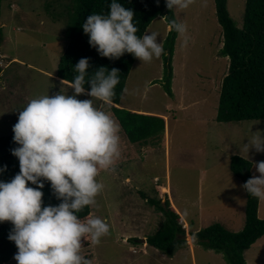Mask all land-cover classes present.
Instances as JSON below:
<instances>
[{
  "label": "rangeland",
  "instance_id": "1",
  "mask_svg": "<svg viewBox=\"0 0 264 264\" xmlns=\"http://www.w3.org/2000/svg\"><path fill=\"white\" fill-rule=\"evenodd\" d=\"M8 2L11 10L4 7L1 12L6 41L0 46V137L13 133L19 112L31 99L60 91L73 94L70 84L57 77L68 45L65 31L70 16L63 9L70 0ZM245 7L246 0H228L238 29L243 28ZM174 12L187 25L189 43L185 47L178 35L172 59L173 95L164 86V56L170 57L164 51L151 62L137 59L121 103L123 110L164 117L166 133L135 144L119 133L121 156L114 171L99 173L97 179L104 188L90 213L105 220L110 232L99 245H92L90 239L82 241L81 254L92 264H228L223 253L199 245L195 235L214 224L239 233L246 224L247 196L231 163L241 157L238 147L247 143L250 129L264 132V121H217L230 59L220 53L224 36L214 0H196L188 9ZM153 31L159 33L164 49L170 26L159 17L147 30ZM77 98L90 99L87 95ZM94 103L113 117L110 105ZM248 155L249 159L243 158L252 163L264 161V153L254 149ZM252 173L259 176L254 167ZM163 188L168 189L167 197L188 231V246L173 258L146 242L161 230L165 218L145 197L164 203ZM259 218L264 220V199H260ZM247 259L250 264H264V238L251 247ZM8 264L16 261L13 258Z\"/></svg>",
  "mask_w": 264,
  "mask_h": 264
},
{
  "label": "clouds",
  "instance_id": "2",
  "mask_svg": "<svg viewBox=\"0 0 264 264\" xmlns=\"http://www.w3.org/2000/svg\"><path fill=\"white\" fill-rule=\"evenodd\" d=\"M195 2L165 0V6L178 12ZM133 21L131 8L110 0L108 12L89 15L82 28L101 57L115 60L128 53L141 62L161 57L164 49L159 33L138 36ZM169 26L186 47L187 25L173 19ZM74 69L76 75L69 82L72 95L60 91L31 99L12 128L18 147L11 154L18 159L19 172L10 181H0V223L13 226L8 239L18 249L16 264H92L81 254L82 241L90 239L92 245H99L110 232L105 220L95 216L81 220L77 214L96 204L104 188L97 179L99 173L114 171L121 156L117 121L94 103H113L120 73L106 67L90 73L88 58H81ZM86 84L90 91L86 92ZM81 95L90 99H78ZM246 140L238 147L242 158L249 159L253 149L264 153V132L250 129ZM251 165L259 176H252L242 187L250 197L264 199V161ZM4 171L6 166L0 168V173ZM45 181L61 201L58 205H44Z\"/></svg>",
  "mask_w": 264,
  "mask_h": 264
},
{
  "label": "trees",
  "instance_id": "3",
  "mask_svg": "<svg viewBox=\"0 0 264 264\" xmlns=\"http://www.w3.org/2000/svg\"><path fill=\"white\" fill-rule=\"evenodd\" d=\"M119 2L133 10V22L139 30L138 36H143L159 17L165 18L168 26L171 20H177L174 10L170 11L165 6V0H159V3L157 0H119ZM214 2L224 36L220 53L221 56L230 59L229 72L224 78L221 89L217 121L219 123L264 121V0H246L242 29L237 28L230 15L228 0H214ZM70 3L63 9L66 13L69 12L70 16L65 31L68 45L61 57L57 77L70 84L69 82L76 75L74 66L81 58L89 59L90 73L100 67H106L109 71L113 68L118 69L120 83L116 86V96L110 107L120 132L133 144L146 143L151 138L164 136L167 126L164 117L121 108L127 81L137 58L128 53L115 60L101 57L89 45V37L83 32L82 25L87 17L96 13L106 14L110 0H70ZM49 6L51 3L47 2L45 7L49 8ZM4 7L10 11L12 5L8 0H0V44L3 45L2 23L5 21L1 19V12ZM177 38L178 34L171 29L164 45V51L170 52V57L164 56L163 78L166 92L170 96L173 95L172 59ZM1 72L2 68L0 74ZM85 89L86 92L90 91V85L86 84ZM13 136L14 133L0 137V168L6 166V171L0 173V181H10L19 172L18 159L11 154L12 150L18 147L13 141ZM251 164L252 162L242 157L236 156L232 159L231 171L243 184L253 176ZM44 183L45 187L42 189L44 205H58L61 201L56 199L50 183L46 181ZM162 193L166 197L169 194L164 188ZM246 196V224L241 232L233 233L221 224H214L195 235L199 245L223 253L228 264H247L245 252L264 237V220L259 218L260 199L250 197L247 193ZM145 198L165 218L161 230L146 238V242L150 247L173 258L188 246L186 240L188 231L181 225V217L169 197L164 203L161 199ZM91 208L88 206L77 215L81 220L90 218ZM12 228L10 222L0 223V264L10 263L18 251L14 242L8 239Z\"/></svg>",
  "mask_w": 264,
  "mask_h": 264
},
{
  "label": "crops",
  "instance_id": "4",
  "mask_svg": "<svg viewBox=\"0 0 264 264\" xmlns=\"http://www.w3.org/2000/svg\"><path fill=\"white\" fill-rule=\"evenodd\" d=\"M132 111L140 112V113H145L144 111H136V110H132ZM263 238H264V237H263ZM263 238H262V239H263ZM262 239H260V240H262ZM260 240H259V241H260ZM259 241H258V242H259ZM258 242H257V243H258ZM257 243H256V244H257ZM256 244H254L253 246H255ZM248 251H249V250H248ZM248 251H247V252H248ZM247 252H246V255H245V257H246V262H248V264H250L249 261H248V259H247Z\"/></svg>",
  "mask_w": 264,
  "mask_h": 264
},
{
  "label": "bare ground",
  "instance_id": "5",
  "mask_svg": "<svg viewBox=\"0 0 264 264\" xmlns=\"http://www.w3.org/2000/svg\"><path fill=\"white\" fill-rule=\"evenodd\" d=\"M164 190L168 192V189H167V188H164ZM168 193H169V192H168Z\"/></svg>",
  "mask_w": 264,
  "mask_h": 264
}]
</instances>
